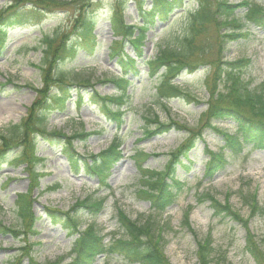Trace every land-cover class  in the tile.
<instances>
[{"label": "rangeland", "instance_id": "1", "mask_svg": "<svg viewBox=\"0 0 264 264\" xmlns=\"http://www.w3.org/2000/svg\"><path fill=\"white\" fill-rule=\"evenodd\" d=\"M61 1L68 2V5L52 12L30 13L27 21L6 29V40L0 48V131L25 116L26 107L36 94L33 88L41 86L43 37L56 32L64 33L65 38L72 37L76 4L73 0ZM114 1L101 0L90 12L95 19L94 41L91 38L81 41L73 36L76 38L73 41L77 40L81 45L74 56H68L70 58L62 67L66 68L71 84H75L78 76L89 77L101 95L117 94V88L100 80L121 75L130 79L131 85L127 90L130 97L121 108L123 122L109 119L88 96L77 106L71 101L75 98L72 88V97L66 108L49 113L46 129L66 135L90 133L85 140L79 138L73 142L76 151L85 158L106 149L116 137L121 141L122 155L110 166L105 183H102L100 176L82 163L71 169L60 153L58 143L38 136V187L29 196L34 220L30 217L22 219L15 207L18 193L32 187L31 176L24 165L3 162L0 166V220L20 232L16 236L0 234V264H27L28 253L41 264L66 255L74 237L52 221L47 209L67 211L78 200L87 197L104 199V205L98 213L81 210L78 214L80 228L93 224L105 236V241L122 234L117 221V210L122 209L139 223L150 220L156 234L161 236L162 250L170 264H198V241L208 236L215 251L224 254L229 264H256L245 249V236L249 230L264 246V150L244 147L228 158L224 169L205 177V149L218 150L223 141L212 129L203 128L201 139L196 140L195 147L188 153L192 161L186 167L180 165L176 169V186L179 189L174 194L173 203L162 211L151 209L150 201L139 190L140 173L133 156L135 150L144 151L147 157L143 166L162 170L168 153L188 136L186 130L171 129L161 135L143 138L145 129L154 128V124L145 122V117L157 115L164 123L175 120L189 127L197 125L207 106L206 82L212 75L211 62L218 55L217 30L213 26L209 28L206 40L211 49L203 56V63L193 71H183L174 80L183 94L161 99L155 92L159 77L147 75L146 68L140 63V58L134 56L129 43H126L125 50L136 59V73L124 70L116 57L108 55V46L115 39L108 21ZM124 1L122 16L125 22H139L136 0ZM240 1L228 0L232 4ZM5 2L0 0V9ZM183 4V8L171 12L165 21L155 22L148 29L142 46L143 57H152L170 31H180L184 21L181 13L194 7L195 0H183ZM148 5L149 0H146L142 8L146 9ZM239 11L240 8L236 12ZM246 28L247 34L225 43L222 57L227 61L248 58L250 63L242 76L248 87H253L264 78V28L251 23ZM57 90L54 84L51 92ZM187 93L193 98L185 95ZM214 123L221 130L234 131V124L229 121L214 120ZM251 194L255 195L259 210L252 211ZM207 195L221 203L227 199L231 208L246 220V226L229 217L215 216ZM68 261L66 258L64 262ZM124 263L122 256L110 254L97 255L92 264Z\"/></svg>", "mask_w": 264, "mask_h": 264}, {"label": "trees", "instance_id": "2", "mask_svg": "<svg viewBox=\"0 0 264 264\" xmlns=\"http://www.w3.org/2000/svg\"><path fill=\"white\" fill-rule=\"evenodd\" d=\"M144 1L136 0L140 23L133 24L126 23L122 18L125 1H114L111 7L112 14L108 19L114 36L119 39L110 43L108 52L111 57H116L120 66L136 73V61L125 51V45L129 43L134 49L135 57L140 58V63L146 68L147 75L159 77L156 94L160 98L178 96L181 91L173 85L172 78L183 71H193L203 63V56L211 49L206 38L212 26L217 30L219 41L218 55L211 62L212 75L206 82L207 106L201 113L197 125L189 127L175 120L164 123L157 115L144 118L145 122L154 124V128L145 129L143 138L163 134L171 129L186 130L188 133L185 141L169 153L168 161L162 170H151L143 166L146 153L136 150L133 155L136 157L140 173L139 190L150 201L151 209L162 211L173 202L174 193L179 189L176 186L178 182L176 169L180 165L187 166L192 161L188 153L195 147L196 140L201 138L203 128H211L223 141L217 151L205 149L203 175L206 177L224 169L228 158L235 156L246 146L264 149V78L255 86L248 87L242 75L250 60L240 58L227 61L222 57L225 43L247 34L248 23L264 28V0L261 2L242 0L237 4H231L227 0H195L194 7L181 13V19L184 21L180 31H170L152 57H143L142 53L146 31L156 21H165L171 12L183 8L184 4L183 0H149L148 7L142 9ZM72 2L77 8L72 25L73 33H76L81 41L91 38L93 42L92 31L95 19L89 11L97 7L101 0ZM66 5L68 2L61 0H7L0 9V48L6 38L5 32L8 26L24 22L30 13L52 12ZM238 8L240 11L236 12ZM65 37L64 33L59 32L43 37L41 51L43 65L40 67L42 86L35 88L36 97L27 108L26 116L18 123L0 131V166L3 162L22 164L31 176L32 187L25 193H18L15 201L17 212L22 219L26 217L35 219L31 213L29 196L38 184V174L35 172L39 160L36 155L38 136L45 140L56 141L60 153L72 168L82 163L92 173L100 176L102 183H105L110 166L121 157V141L114 138L106 150L92 155L87 162L73 144L75 139H83L85 136L80 133L66 135L60 131L49 132L46 129L49 113L55 109L65 108L66 102L72 97V88L75 91V99L72 100L76 104H80L88 96L108 118L119 122L123 121L121 107L129 96L126 90L131 81L124 76L105 80L115 84L118 90V94L110 96L100 95L94 89V83L89 77H78L75 84H71L70 78L68 79V75L62 69V64L69 58L68 56H74L80 46ZM54 84L58 90L51 93ZM213 120L232 122L234 131L227 132L215 127ZM207 198L215 216L229 217L246 226V220L231 208L227 199L221 203L212 195H207ZM249 198L252 211L259 210L255 195L251 194ZM103 205L104 199L87 197L78 200L67 211L48 208L52 221L59 223L69 235H75V239L67 254L68 262H64L66 256H62L43 264H92L96 255L109 254L122 256L124 264H170L162 250L161 236L156 234L148 219L144 223H139L131 219L122 209H118L117 221L122 234L118 237L113 235L108 241H105V236L93 224L81 229L79 212L85 210L90 214L98 213L103 209ZM185 223L188 224L186 218ZM18 233V230L7 227L0 220L1 235L16 236ZM245 249L256 264H264V246L260 245L249 230H246ZM197 258L198 264H229L224 254L215 251L209 236L198 241ZM27 264L41 263L28 253Z\"/></svg>", "mask_w": 264, "mask_h": 264}]
</instances>
